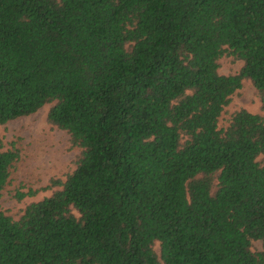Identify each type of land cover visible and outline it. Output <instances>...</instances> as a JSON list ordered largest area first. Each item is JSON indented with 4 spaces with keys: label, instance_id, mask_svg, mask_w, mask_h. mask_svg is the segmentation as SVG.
I'll list each match as a JSON object with an SVG mask.
<instances>
[{
    "label": "trees",
    "instance_id": "obj_1",
    "mask_svg": "<svg viewBox=\"0 0 264 264\" xmlns=\"http://www.w3.org/2000/svg\"><path fill=\"white\" fill-rule=\"evenodd\" d=\"M244 80L264 112V0H0V126L52 105L80 150L0 209V264H264V118L219 127ZM18 159L0 147V199Z\"/></svg>",
    "mask_w": 264,
    "mask_h": 264
},
{
    "label": "rangeland",
    "instance_id": "obj_2",
    "mask_svg": "<svg viewBox=\"0 0 264 264\" xmlns=\"http://www.w3.org/2000/svg\"><path fill=\"white\" fill-rule=\"evenodd\" d=\"M243 63L230 56L219 60V74L236 75ZM52 105L42 107L36 113L13 120L0 126V147L19 151V159L13 165L6 187L0 199V209L5 216L17 221L26 206L51 196L61 189L54 183L64 182L76 168L80 150L71 144L69 135L47 122L48 110ZM246 110L264 118L257 92L250 81L244 80L242 87L223 109L219 127H224L232 113ZM257 161L264 164V159ZM19 195H24L19 198ZM254 251L260 250V243L252 244ZM154 251L159 256V245Z\"/></svg>",
    "mask_w": 264,
    "mask_h": 264
}]
</instances>
